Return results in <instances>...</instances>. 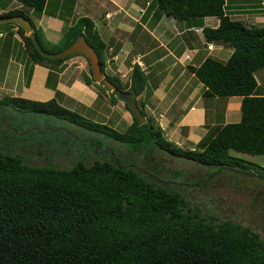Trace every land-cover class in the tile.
I'll use <instances>...</instances> for the list:
<instances>
[{
  "label": "trees",
  "instance_id": "1",
  "mask_svg": "<svg viewBox=\"0 0 264 264\" xmlns=\"http://www.w3.org/2000/svg\"><path fill=\"white\" fill-rule=\"evenodd\" d=\"M16 1L36 12L47 2ZM155 4L161 12L181 20L218 17L216 28H203L204 37L222 41L233 50L225 62L207 57L198 67H190L204 86V96L242 97L240 120L220 127L204 148L176 146L149 118L139 124L133 117L118 131L60 105L54 98L35 101L3 96L0 112L10 108L45 114L107 136L132 152L158 148L220 171L234 167L243 172L241 175L264 180L263 174L258 177L246 171L230 153L264 154V95L256 93L254 77L264 66V26H246L230 18L224 10L225 0H155ZM8 15L29 19L39 43L49 52L60 51L84 36L104 70L106 44L90 18L79 17L60 42L46 48L25 13L13 8L0 14ZM13 26L33 63L60 64L73 56L44 57L22 27L5 23L0 29ZM83 77L87 85L95 81L91 68ZM107 78L123 91L143 94L137 104L146 116L144 105L150 91L139 65L132 66L126 89L115 77ZM125 107L130 111L126 103ZM97 143L100 147L103 142ZM113 151L112 160L77 161L62 168L32 166L19 155L0 150V264H264V238L259 233L232 220L215 222L202 217L188 209L179 191L170 189L168 182H160V175L149 173L152 176L147 177L135 163L124 164Z\"/></svg>",
  "mask_w": 264,
  "mask_h": 264
},
{
  "label": "crops",
  "instance_id": "2",
  "mask_svg": "<svg viewBox=\"0 0 264 264\" xmlns=\"http://www.w3.org/2000/svg\"><path fill=\"white\" fill-rule=\"evenodd\" d=\"M14 1L1 0L0 14L13 9ZM143 1L47 0L35 20L30 16L33 9L28 8L27 15L49 46L60 42L79 17L90 18L106 44L107 76L123 81L116 74L128 72L130 81L132 66L139 65L150 91L144 105L146 119L176 146L202 149L220 127L240 120L242 97L204 96V86L190 67H198L207 57L225 62L233 50L222 41L204 37L203 28H216L218 17L181 20L161 12L150 0ZM224 10L246 26H264V0H225ZM16 29H0V98H54L62 106L92 110L98 93L84 82L83 74L90 73L87 58L75 54L60 64L33 63ZM254 77L256 93L264 95V66ZM121 117L128 125L133 121L128 110Z\"/></svg>",
  "mask_w": 264,
  "mask_h": 264
},
{
  "label": "rangeland",
  "instance_id": "3",
  "mask_svg": "<svg viewBox=\"0 0 264 264\" xmlns=\"http://www.w3.org/2000/svg\"><path fill=\"white\" fill-rule=\"evenodd\" d=\"M150 2L152 5L155 0ZM19 6L22 5L15 0L13 8L18 9ZM28 8L22 6L18 10H23L27 15ZM37 13L35 11L30 15L33 20ZM37 32L40 33L39 30ZM42 43L46 48L50 47L43 40ZM127 74L128 72L116 74L123 79L120 82L124 89L130 83ZM95 81L90 84V86L93 85L92 90L98 93L92 110L84 106H73L74 108L63 106L91 120L123 131L128 125L121 117V113L127 111L125 103L108 88H104ZM136 97L139 100L143 94ZM4 111L5 113L0 112V150L19 155L29 165L69 168L77 161L91 164L95 159L112 160L110 150H114L113 152L124 164L135 163L146 172L147 177L151 178L152 175L149 173L160 175L159 177L163 180L160 182H168L170 189L182 194L188 209L198 211L204 218H213L215 222L225 220L238 222L250 227L264 238V180L262 178L241 175L229 168L220 171L213 166L177 157L158 148L132 152L126 145L67 121L40 113H19L10 108ZM100 141L103 143L98 147L97 142ZM230 153L246 171L264 175V154L251 155L235 151Z\"/></svg>",
  "mask_w": 264,
  "mask_h": 264
},
{
  "label": "water",
  "instance_id": "4",
  "mask_svg": "<svg viewBox=\"0 0 264 264\" xmlns=\"http://www.w3.org/2000/svg\"><path fill=\"white\" fill-rule=\"evenodd\" d=\"M13 23L22 27L25 33L31 38L33 45L36 50L42 54L44 57L57 59L63 58L68 55L82 54L86 56L90 63V68L93 78L97 82H102L110 91H112L116 96H118L130 110L132 116L138 121L139 124H143L146 121V116L142 113L141 109L137 104V98L134 92L123 91L116 87V85L107 78L105 70L101 69V63L99 56L95 49L86 41L84 36L78 37L70 45L64 49L57 52L46 51L34 34V30L29 19L23 15H8L0 16V24ZM233 171L238 173H243L237 169L230 168ZM252 175H255L252 173ZM261 177V176H258Z\"/></svg>",
  "mask_w": 264,
  "mask_h": 264
},
{
  "label": "flooded vegetation",
  "instance_id": "5",
  "mask_svg": "<svg viewBox=\"0 0 264 264\" xmlns=\"http://www.w3.org/2000/svg\"><path fill=\"white\" fill-rule=\"evenodd\" d=\"M68 131H69V133H70L71 135H73L72 132H71L70 130H68ZM162 181H163V180H162ZM185 184L190 185V183H185ZM193 184L195 185V183H192V185H193ZM198 185H200V184H198Z\"/></svg>",
  "mask_w": 264,
  "mask_h": 264
},
{
  "label": "built area",
  "instance_id": "6",
  "mask_svg": "<svg viewBox=\"0 0 264 264\" xmlns=\"http://www.w3.org/2000/svg\"><path fill=\"white\" fill-rule=\"evenodd\" d=\"M208 47H210L211 48V45H208ZM140 65H141V63H139Z\"/></svg>",
  "mask_w": 264,
  "mask_h": 264
}]
</instances>
